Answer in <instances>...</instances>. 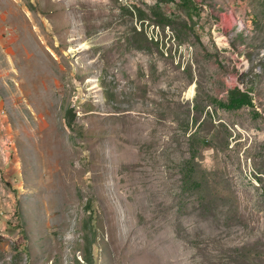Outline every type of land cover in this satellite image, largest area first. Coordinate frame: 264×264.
Listing matches in <instances>:
<instances>
[{"label":"rangeland","instance_id":"374dc122","mask_svg":"<svg viewBox=\"0 0 264 264\" xmlns=\"http://www.w3.org/2000/svg\"><path fill=\"white\" fill-rule=\"evenodd\" d=\"M84 256L264 264V0H0V264Z\"/></svg>","mask_w":264,"mask_h":264},{"label":"trees","instance_id":"16d2710c","mask_svg":"<svg viewBox=\"0 0 264 264\" xmlns=\"http://www.w3.org/2000/svg\"><path fill=\"white\" fill-rule=\"evenodd\" d=\"M250 94L249 92H243L239 88H235L232 91H230V96H229V108H239L242 107L246 104H249L251 102L250 99ZM73 120H74V115H71V112L67 113V121H68V126L70 128L73 127ZM78 264H80L78 262ZM83 264H92L91 262V257L90 256H84L83 257Z\"/></svg>","mask_w":264,"mask_h":264}]
</instances>
